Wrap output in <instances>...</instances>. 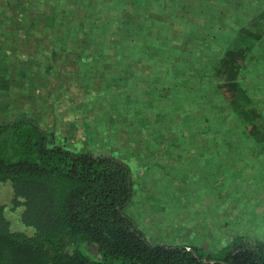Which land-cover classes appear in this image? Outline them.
Masks as SVG:
<instances>
[{"label":"trees","instance_id":"obj_1","mask_svg":"<svg viewBox=\"0 0 264 264\" xmlns=\"http://www.w3.org/2000/svg\"><path fill=\"white\" fill-rule=\"evenodd\" d=\"M178 1L18 0L16 10L19 8L22 18L24 12L33 15L28 20H20L27 26V32L34 31L50 40L46 73L59 65L66 66L67 61L78 69L110 67L118 71L112 77L116 76L128 88H137L138 83L143 88L150 82L153 90L142 92L137 100L146 109L151 95L156 97L160 108L166 100L174 105L168 88H175L179 96L187 94L178 84L181 80L176 79L185 76V71L192 72L186 48L200 45L196 36L189 38L188 35L208 34L218 27L207 19L189 17L188 13L195 12L188 10L189 4L186 10L181 6L176 16ZM184 1L194 4L200 0ZM222 1L206 0L215 4ZM30 2L34 3L33 8L21 10ZM253 7L252 3L247 7L249 13ZM43 11L45 14L41 16ZM235 14L245 21L242 26L231 23V35L219 42L224 54L218 66L212 63L211 67L214 74L210 78L215 81L207 87L206 99L211 101L209 106L206 104L209 115L201 116L198 123L193 122L195 125L183 121L180 127L194 129L204 124L211 130L206 140L209 147L214 149L218 143L230 147L239 145L247 154L257 151L264 158V115L251 103L244 88L248 87L243 80H247L249 71L248 66H242L246 61L258 62L257 54L264 53V12L252 17L256 21L251 27H246L247 15L251 14ZM172 22L174 30L169 29ZM177 23L183 37L170 40L166 33L175 31ZM39 40L41 45L42 39ZM175 55L183 71L179 73L176 66L173 77L164 73L171 80L164 83L162 76L158 78L159 73L152 71L159 72L161 67L169 70L177 62ZM242 72L246 79L241 76ZM223 93L228 96L224 97ZM186 98L189 104V97ZM182 101L177 104L178 108L186 105ZM162 111H166L164 107ZM182 111L187 113L188 109L182 108ZM156 116H159L157 112ZM230 128L228 136L225 135V130ZM194 141L200 146L205 143L202 137ZM0 182L10 183L11 207L23 208L20 222L33 231L28 234L13 230L6 206L0 204V264H264V242L258 235L252 237L246 232L230 236L214 253L193 246L149 244L134 221L123 212L132 197L128 164L114 156L58 145L53 136L48 140L34 123L18 119L0 123ZM254 212L248 215L253 216Z\"/></svg>","mask_w":264,"mask_h":264},{"label":"rangeland","instance_id":"obj_2","mask_svg":"<svg viewBox=\"0 0 264 264\" xmlns=\"http://www.w3.org/2000/svg\"><path fill=\"white\" fill-rule=\"evenodd\" d=\"M182 1H178L176 16L181 6L186 10L189 4L188 10L195 11L188 13L189 17L207 19L218 27L212 31L215 34L209 30L208 34L188 35L189 38L196 36L200 45L185 50L191 75L185 71V76L176 79L181 80L178 84L187 94L179 96L175 88H168L174 105L168 100L163 102L166 110L163 113V107L156 105L153 95L144 104L146 109L137 101L142 92L153 90L150 82L143 88L139 83L137 88H128L117 79L118 71L110 67L78 69L67 61L66 66L59 65L46 73L50 40L34 31L27 32V26L20 20H28L33 15L24 12L22 18L19 8L16 10L18 0H0V123L15 119L34 123L48 140L53 136L58 145L68 149L76 146L78 151L85 149L95 155H110L127 163L132 197L123 212L134 221L149 244L193 246L214 253L230 236L243 232L252 237L258 235L264 242L263 154L253 150L247 154L239 145L230 147L223 143L214 145L213 149L206 141L211 133L209 127L205 128L204 124L194 129L180 127L183 121L195 125L193 122L198 123L201 116L209 115L206 104L209 106L211 101L207 100V87L215 81L210 78L214 74L211 67L212 63L218 66L224 54L219 42L231 35L229 25L242 26L245 21L235 12L251 14L247 15L246 27L254 26L256 20L252 17L264 12V0H231L235 4H230V0L218 4L206 0L194 4ZM251 3L254 7L249 13L247 7ZM33 5V2L27 3L21 10L31 9ZM44 14L43 11L41 16ZM175 29L166 33L170 40L183 37L178 23ZM156 36L160 38L158 33ZM39 39H42L41 45L37 42ZM165 53L169 55L167 50ZM175 57L177 62L169 70L161 67L159 72L152 71L159 73L158 78L162 76L164 83L171 81L164 73L173 77L176 66L179 73L183 71L181 62L178 64L179 57ZM257 57L258 62L242 63L249 71L247 80L243 81L247 82L248 87L244 88L251 103L264 115V53L261 51ZM242 75L246 79V74L242 72ZM221 78L224 80L225 76ZM156 84L157 81L155 89ZM159 84L162 86L161 81ZM184 96L189 97V104ZM180 99L186 105L178 108ZM182 108L188 112L183 113ZM138 109H142L141 113ZM134 116L138 117L136 121L130 119ZM140 119L143 121L138 125ZM230 130H225V135ZM199 137L205 141L202 146L194 141ZM11 200L10 183L0 182V204L6 206L12 229L32 233L20 222L23 208L13 210ZM252 211L255 215H248Z\"/></svg>","mask_w":264,"mask_h":264}]
</instances>
